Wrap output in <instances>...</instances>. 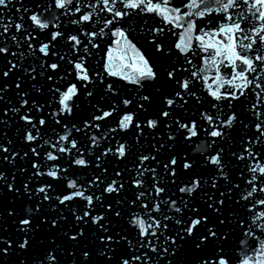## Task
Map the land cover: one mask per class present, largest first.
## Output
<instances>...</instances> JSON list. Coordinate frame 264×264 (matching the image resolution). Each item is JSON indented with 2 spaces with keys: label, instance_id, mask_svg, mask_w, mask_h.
Returning <instances> with one entry per match:
<instances>
[{
  "label": "snow or ice",
  "instance_id": "snow-or-ice-1",
  "mask_svg": "<svg viewBox=\"0 0 264 264\" xmlns=\"http://www.w3.org/2000/svg\"><path fill=\"white\" fill-rule=\"evenodd\" d=\"M0 264H264V0H0Z\"/></svg>",
  "mask_w": 264,
  "mask_h": 264
}]
</instances>
